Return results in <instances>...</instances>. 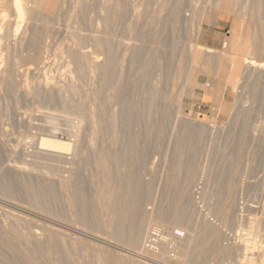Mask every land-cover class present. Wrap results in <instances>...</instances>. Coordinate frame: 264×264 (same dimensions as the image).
<instances>
[{"label":"rangeland","instance_id":"1","mask_svg":"<svg viewBox=\"0 0 264 264\" xmlns=\"http://www.w3.org/2000/svg\"><path fill=\"white\" fill-rule=\"evenodd\" d=\"M11 1L0 0V236L6 240L0 239L1 264L16 258L13 264H31L25 262L26 246L16 245L12 236L41 233L50 225L70 234L60 236L69 260L44 242L29 252L32 264H264V69L260 58L254 67L241 60L238 85L220 83L211 101L213 60L202 47L209 46L205 34L213 32L218 16L234 13L242 20L229 37L264 45V18L236 10L235 0H26L28 21L16 30ZM118 7L116 27L109 17ZM107 15V29L115 26L109 33ZM98 39L108 40L109 53L97 46ZM113 75L108 84L105 78ZM49 136L77 147L52 157L39 144ZM131 180L146 187L138 197L140 212L152 215L149 230L159 229L164 242L150 244L146 232L140 245L131 247L125 239L134 226L130 218V227L122 225L125 242L100 225L107 217L98 196L110 212L118 197L128 206L133 197L123 192ZM26 181L33 183H25L26 190L32 187L29 193L21 185ZM75 191L85 196L76 198L79 207L91 210L90 216L84 212L88 225L71 206ZM138 214L143 219L139 209ZM18 219L30 225L21 227ZM253 223L262 224L260 231ZM203 230L209 235H201Z\"/></svg>","mask_w":264,"mask_h":264},{"label":"bare ground","instance_id":"2","mask_svg":"<svg viewBox=\"0 0 264 264\" xmlns=\"http://www.w3.org/2000/svg\"><path fill=\"white\" fill-rule=\"evenodd\" d=\"M25 1L26 0H12L11 2H12V7H13V10H14V12H13V14L15 15V16H13V17H15L16 19H15V22H16V30H18L19 28H20V26L22 25V23L25 21V20H27L26 19V16H27V6H26V4H25ZM114 1V0H113ZM117 1V0H116ZM115 1V2H116ZM119 1V0H118ZM116 3H118V5L117 6H120L119 5V2H116ZM29 4V3H28ZM116 5V4H115ZM1 6V5H0ZM29 6H30V4H29ZM28 6V7H29ZM33 6V5H32ZM31 6V7H32ZM117 6H114V7H117ZM1 8V7H0ZM105 8H107L108 10L110 9L111 10V6H109L108 5V7H106L105 6ZM104 8V9H105ZM112 8H113V6H112ZM119 9H118V11L116 10V11H113L112 12V17H109L108 15L104 18V23H105V26L106 27H104V28H108V27H110L111 28V21H110V18H112L113 20H114V22H113V24L116 26L117 24H119V23H116L115 21H117V20H115L117 17H119L118 16V14H119V10H121L120 9V7H118ZM106 9V10H107ZM116 9V8H115ZM29 11L31 10V8L30 9H28ZM33 10V9H32ZM32 10H31V13H32ZM29 11H28V13H29ZM4 12V11H3ZM107 12V11H106ZM110 12V11H109ZM108 12V13H109ZM108 13H106V14H108ZM121 13V12H120ZM4 15H6L5 13H4ZM3 15V16H4ZM109 15L111 16V12L109 13ZM120 16H123L122 14L120 15ZM109 17V21L110 22H108V19H106V18H108ZM12 18V17H11ZM28 18V17H27ZM122 18V17H121ZM30 19V18H29ZM111 19V20H112ZM125 19V18H124ZM123 19V20H124ZM14 20V19H13ZM28 21V20H27ZM120 21V20H119ZM30 22H31V20H30ZM122 22V21H121ZM5 24V23H4ZM7 24H8V21H7ZM7 24H5V25H7ZM12 24V23H11ZM44 24V23H43ZM113 24H112V29L114 28L115 29V26H113ZM15 24L13 23V25L12 26H14ZM46 25V24H45ZM48 25V24H47ZM110 25V26H109ZM8 27V26H7ZM117 27V26H116ZM1 28V27H0ZM4 28V27H3ZM5 28H6V26H5ZM9 28V27H8ZM41 29H42V25H41V27H40ZM13 29V28H12ZM21 29H22V27H21ZM45 29V28H44ZM112 29H107V31L108 30H112ZM1 30V29H0ZM9 30H11V29H9ZM47 30V29H46ZM51 30V29H50ZM53 30V29H52ZM2 31H4V29L2 30ZM6 31V30H5ZM42 31V30H41ZM20 32V31H19ZM46 32V31H45ZM47 32H48V30H47ZM113 32V31H112ZM5 33V32H4ZM9 33V32H8ZM56 33V32H55ZM108 33H109V31H108ZM111 33V32H110ZM3 34V33H2ZM5 34H7V33H5ZM48 34V33H47ZM53 34V33H52ZM42 35H44L43 34V32H42ZM49 35H50V33H49ZM4 36V35H3ZM51 36V35H50ZM46 37V36H45ZM52 37V36H51ZM39 38V37H38ZM47 38V37H46ZM55 38V37H54ZM44 39V38H43ZM52 39V38H51ZM97 39V38H96ZM50 40V39H49ZM111 40V39H110ZM43 41V40H42ZM96 41V40H95ZM98 41H99V39H98ZM96 41L97 42V46L99 47L100 46V49H104L105 48V50H106V48H107V51H108V53H109V51H111V50H108V47L110 46V44H109V46L107 45V43H108V40L107 41ZM44 42V41H43ZM111 42V41H110ZM96 45V44H95ZM114 45V44H113ZM112 45V46H113ZM38 46V45H37ZM47 46V45H46ZM259 45H256V44H253L252 42H250V41H248V40H246V39H242V38H240L239 36H233V37H228V40L227 41H224V43H223V46H222V49L221 50H219V51H217L215 48H213V47H211V46H202L203 48H204V50H205V53H206V55L208 56V57H210V59L212 58V60H213V70H212V74H214V83H213V88H215L216 89V92H215V97L213 98V100H215V98H216V96H217V86L220 84V83H225L226 81V83L228 84V82H230V83H232L234 86H236V84H237V81H238V78L240 77L239 76V74H238V71H241V64L240 63H242L241 62V60H250V67L251 66H256V62H257V56L258 55H260V53L262 54V55H264V52L262 51V48L260 49V46L258 47ZM48 47V46H47ZM95 48H94V50L96 51V46H94ZM97 47V48H98ZM116 47V46H115ZM200 47V46H199ZM201 47V48H202ZM38 48V47H37ZM40 48V47H39ZM44 48V47H43ZM111 48V47H110ZM109 48V49H110ZM46 49V48H45ZM99 49V48H98ZM99 49V50H100ZM114 49V48H113ZM38 51V50H37ZM100 51H103V50H100ZM40 52V51H39ZM38 52V53H39ZM42 52V51H41ZM98 52V51H97ZM96 52V53H97ZM103 52H105V51H103ZM108 53H106V54H108ZM83 54V53H82ZM104 54V53H103ZM37 55V54H36ZM84 55V54H83ZM110 55L112 56V54L110 53ZM107 56V55H106ZM82 57V56H81ZM37 58V57H36ZM107 58V57H106ZM108 58H109V55H108ZM259 58V57H258ZM29 59V58H28ZM35 59V58H34ZM39 59V58H38ZM38 59H36V60H38ZM30 60V59H29ZM107 60L108 59H106V62H107ZM113 60L115 61V59L113 58ZM31 61H32V58H31ZM39 62H40V59L38 60ZM109 61V60H108ZM110 61H112V58H111V60ZM113 61V62H114ZM36 62V61H35ZM113 62H112V64H113ZM244 62V61H243ZM260 62H261V64H262V68L264 69V60L263 59H261L260 58ZM117 63V62H116ZM116 63H114V66H115V64ZM110 64V63H109ZM108 64V65H109ZM117 65V64H116ZM241 65V66H240ZM106 66V65H105ZM114 66H112V68L114 67ZM239 66L241 67L240 68V70H239ZM116 67V66H115ZM114 67V68H115ZM89 68V67H88ZM108 68V67H107ZM106 68V69H107ZM116 69V68H115ZM109 70H110V68H109ZM109 70H107V71H109ZM83 71V70H82ZM209 72V70L206 68V69H204V71H203V73H208ZM80 74H83V73H80ZM116 75V74H115ZM111 77V76H110ZM110 77H108V78H105L106 79V81L108 82V84H110V82H111V80H113L114 78V75L111 77V79H110ZM191 75H188V77H187V79H186V83H190V80H191ZM113 78V79H112ZM240 81V80H239ZM112 83H113V81H112ZM240 83V82H239ZM238 85V84H237ZM221 86H226V84L224 85H221ZM221 86H220V88H221ZM214 89V90H215ZM75 90V89H74ZM220 91V90H219ZM218 91V92H219ZM225 91V90H224ZM237 91V90H236ZM72 92V91H71ZM233 92V91H232ZM222 93H224V92H222ZM211 94H213V93H211ZM53 96H55V94H53ZM53 98V97H52ZM219 98H222V97H219ZM56 99V98H55ZM52 100V99H51ZM53 101V100H52ZM55 101V100H54ZM221 103V102H220ZM222 104L223 103H221L220 105L222 106ZM151 106V105H150ZM217 106V105H216ZM81 108V107H80ZM221 108H223V107H221ZM82 110H84L83 108H81ZM81 109H79L80 110V112H81ZM224 110V109H223ZM218 111V110H217ZM82 113H84V111L82 112ZM82 115V114H81ZM132 119L130 118L129 119V121H131ZM133 121V120H132ZM77 135H79V133L77 134ZM80 136V135H79ZM80 138V137H79ZM76 139H77V137H76ZM78 140V139H77ZM76 141V140H75ZM77 142V141H76ZM75 142V143H76ZM78 142H79V140H78ZM77 142V143H78ZM76 143V144H77ZM40 149H41V151L43 150L44 152L46 151L50 156L51 155H53L52 157H54V156H62V155H65L68 151H70L71 149L73 150V147H77V145H73L72 144V142H67V141H65V140H62L61 138H58V137H56V136H49V137H43V138H40ZM80 146V145H79ZM71 150V151H72ZM76 150V149H75ZM77 150H79V149H77ZM73 152H75V151H73ZM72 152V153H73ZM46 153V154H47ZM71 153V154H72ZM78 153H76V155H77ZM73 155H74V153H73ZM72 155V156H73ZM64 157V156H63ZM68 157H69V155H68ZM76 157H78V155L76 156ZM65 158H67V157H65ZM74 158V157H73ZM72 158V159H73ZM80 158V157H79ZM77 160V159H76ZM188 164V163H187ZM20 167V166H19ZM18 167V168H19ZM27 167V166H26ZM181 167H184V166H182L181 165ZM190 167V166H189ZM25 168V167H24ZM188 168V167H187ZM26 169V168H25ZM183 169V168H182ZM29 170V169H28ZM237 170V169H236ZM22 171V170H21ZM234 171H235V169H234ZM233 171V172H234ZM27 172V171H26ZM25 172V173H26ZM30 172V171H29ZM236 172V171H235ZM235 172H234V174H235ZM130 175V174H129ZM134 175V174H133ZM130 176H132V175H130ZM135 176V175H134ZM132 177H130L129 178V176H128V179L129 180H127V181H130V179H131ZM26 180H28V179H26ZM30 180V179H29ZM136 180V179H135ZM20 181V180H19ZM23 181H25V178H24V180ZM31 181V180H30ZM63 181V180H62ZM131 181H134V180H131ZM186 181V180H185ZM29 182V181H28ZM27 181L26 182H24V183H22L21 185L23 186V185H25L24 186V188L26 187V184L28 183ZM60 182V181H59ZM58 182V183H59ZM26 183V184H25ZM32 183V182H31ZM44 183H46V182H44ZM126 183V182H125ZM128 183H130V182H128ZM178 183V182H177ZM4 184H7V183H4ZM29 184H30V182H29ZM33 184V183H32ZM32 184H30V185H32ZM63 184H65L64 182L62 183V185L60 184V186L61 187H63ZM3 185V184H2ZM1 185V186H2ZM20 185V186H21ZM39 185V184H38ZM42 185H44L43 183H42ZM49 185V184H48ZM51 185V184H50ZM130 186H128V190L126 191L125 190V192H123V194H127L128 196V198L130 199V198H132L129 202H131L130 204L125 200V202L126 203H128L127 205L128 206H121V204L123 203L122 201H120V200H122V199H120L119 197L117 198V200L116 201H114V203H115V206H114V209L110 212L109 211V209H106V206H105V202H104V199L102 198V196H98V198H99V200H101V202H102V207L100 208V212H101V214L104 216V215H106V217L107 218H105V221L101 218L100 220H103V223H102V221H101V224L100 225H102L103 224V228L104 229H107L108 228V230L107 231H109V229H111L112 231H113V234L116 236V238H118V241L120 240V239H123V238H125L124 236H123V234L124 233H126V232H124L123 231V229H122V225L126 228V226H127V228H128V226L129 225H127L126 224V222H127V220H128V218H130L129 219V221L131 220L132 221V223H133V221H134V223H133V227L131 226V228H132V230H131V232H130V234H128L127 235V233H126V238L125 239H127V241H128V243H129V245L131 246V247H137L138 245H140V243L142 242V240H144V239H142V237H143V235H145V233L146 232H151V230H149L150 228H151V226H152V215H151V217L149 218V217H147V218H145V217H143L144 215H146L147 214V216H149L150 214H148V213H146V214H142L141 215V212H140V208H139V200H138V197L140 196V194H141V191L144 189V188H146L145 186H143L144 188L142 189V187H141V185L138 183V182H136V181H134V182H131L130 184H129ZM6 186V185H5ZM4 186V187H5ZM28 186V190H26L27 189V187L25 188V192L27 191H30V187H29V185H27ZM34 186H37L36 184L34 185ZM39 186H41V185H39ZM65 186V185H64ZM147 186V185H146ZM14 187V186H13ZM47 187V186H46ZM6 188V187H5ZM5 188H3V189H5ZM8 188V187H7ZM23 188V187H22ZM32 188V187H31ZM42 188V187H41ZM44 188H45V186H44ZM51 188L53 189V187H48V189L47 190H49V192L51 191ZM63 188H65V187H63ZM12 189V188H11ZM22 190V189H21ZM63 190V189H62ZM65 190V189H64ZM63 190V193H64V195L66 194V193H68V192H66V191H64ZM77 190V189H76ZM79 190V189H78ZM78 190H77V193H78ZM7 191H9L10 192V188H9V190H7ZM11 191H13V190H11ZM149 191V190H148ZM148 191H146L145 193L146 194H148L149 195V193L150 192H148ZM4 192H5V190H4ZM36 192V191H35ZM39 192V191H38ZM48 192V193H49ZM51 192H54V191H51ZM50 192V193H51ZM56 192V191H55ZM121 192V191H120ZM177 192H180V191H178L177 190ZM19 193H22V192H19ZM29 193V192H28ZM27 193V194H28ZM30 193H32V192H30ZM50 193H49V195H50ZM57 193V192H56ZM56 193H54V194H56ZM61 193L62 192H60V195H61ZM76 193V191L74 192V194L72 195V198H74L72 201V204H71V206H73V204L75 205V207L77 208V210H78V214L80 215V219H81V222H82V220H83V224H85V225H88L90 222H91V220H90V222H89V220H88V217L87 216H85L84 215V212H86L87 213V211L88 210H90V209H88L87 211H86V209L85 208H81V207H79V204H77V200H76V198L78 199V198H84L83 196H80V195H82L83 193L80 191V193H82V194H77ZM122 193V192H121ZM143 193H144V191H143ZM144 193V194H145ZM6 194V193H5ZM26 194V196H29V195H27ZM34 194V193H33ZM52 194V193H51ZM57 194H59V193H57ZM122 194V195H123ZM129 194H131V195H129ZM145 194V195H146ZM180 194V193H179ZM35 195L36 196H38L39 194L37 193H35ZM40 195H41V192H40ZM59 195V196H60ZM32 196V195H31ZM34 196V195H33ZM32 196V197H33ZM43 196V195H42ZM41 196V197H42ZM132 196V197H131ZM142 197H144L143 195H141ZM180 196V195H179ZM183 196V195H182ZM39 197V196H38ZM38 197H36V199L38 198ZM40 197V198H41ZM44 197V196H43ZM51 197H54L53 198V201L56 199L55 197H58V195L57 196H55V195H51ZM50 197V198H51ZM122 197V196H121ZM127 197H125V198H127ZM29 198V197H28ZM40 198H38V200H35V197L33 198L34 200H35V202L37 201H40L39 199ZM60 199H61V197H59ZM69 198H70V196H69ZM97 198V197H96ZM141 198V197H140ZM139 198V199H140ZM32 199V200H33ZM44 199V198H43ZM43 199H41V201H43ZM49 199V198H48ZM80 199H78V200H80ZM128 199V200H129ZM143 198H141L140 200H142ZM32 200H29V201H31L30 203H33L34 205L37 203H35V202H33ZM47 200V199H46ZM46 200H44L45 201V203H46ZM52 200V199H51ZM61 200H63V199H61ZM71 200V199H70ZM98 200V199H97ZM99 200H98V203L97 204H99L100 205V203H99ZM108 201H109V203H110V198L109 199H107ZM40 201V202H41ZM43 201V202H44ZM56 201H58V202H60V200L57 198V200H55L54 201V203L56 202ZM89 200H87L86 198L84 199V206H85V202H88ZM179 201V200H178ZM42 202V203H43ZM48 202H50L49 200H48ZM52 202V201H51ZM79 202V201H78ZM81 202H83V201H81ZM95 202V201H94ZM39 203V202H38ZM53 203V202H52ZM89 203L90 202H88V205H89ZM176 203V202H175ZM56 204V203H55ZM58 204V203H57ZM125 204V203H124ZM7 205H8V203H7ZM110 205V204H109ZM179 205V204H178ZM70 205H68V207H69ZM177 206V205H176ZM31 207H33V205L31 206ZM35 207H37V209H40L41 207H39L38 208V205L37 206H34L33 208H35ZM43 207V206H42ZM87 207V206H86ZM89 207V206H88ZM100 207V206H99ZM24 208V207H23ZM32 208V209H33ZM47 208H50L49 206L47 207ZM52 208V207H51ZM70 208V207H69ZM92 208V207H91ZM185 208V207H184ZM4 209V208H3ZM21 209V208H20ZM138 209H139V213H140V215L142 216V218L143 219H139L138 218ZM190 209V208H189ZM189 209H188V212H189ZM249 209V208H248ZM248 209H246V211L248 210ZM26 210V209H25ZM173 209H171V211H172ZM176 210H178V209H176ZM179 210H181V209H179ZM185 210H186V208H185ZM191 210V209H190ZM34 211H35V209H34ZM91 211V210H90ZM89 211V212H90ZM171 211H169V212H171ZM218 211H220V210H218ZM249 211V210H248ZM3 213H5L4 211H2ZM8 212V211H7ZM37 212V211H36ZM92 212H93V209H92ZM95 212V211H94ZM93 212V213H94ZM102 212H104L105 214H103ZM168 212V211H167ZM179 212V211H178ZM13 213H15V212H13ZM91 213V212H90ZM142 213H144L143 211H142ZM174 213H175V210H174ZM177 213V212H176ZM95 215L97 214V213H94ZM94 214H91V216H95ZM100 214V215H101ZM172 214V213H171ZM180 214V213H179ZM179 214H178V217H177V214H176V217L178 218V220H179ZM217 214H218V212H217ZM5 215V214H4ZM6 215H10V216H8V217H11L12 215L11 214H7L6 213ZM15 215V214H14ZM13 215V216H14ZM18 215V214H17ZM87 215H88V213H87ZM101 215V216H102ZM191 215V214H190ZM12 216V217H13ZM18 216H22L21 214L20 215H18ZM41 216V215H40ZM88 216H90V215H88ZM97 216V215H96ZM165 216V215H164ZM173 216V215H172ZM171 216V217H172ZM7 217V218H8ZM12 217H11V219H12ZM182 217V216H181ZM17 218H23V217H17ZM89 218H92V217H89ZM95 218V217H94ZM188 218V217H187ZM253 218V217H252ZM11 219H9V220H11ZM14 219V218H13ZM13 219H12V221H13ZM28 219V218H27ZM30 219V218H29ZM34 219V218H33ZM79 219V220H80ZM188 219H190V217L188 218ZM6 220V219H5ZM8 220V219H7ZM9 220H8V222H9ZM15 220V219H14ZM17 220V219H16ZM22 220V219H21ZM20 220V222H19V219H18V222L17 223H21L22 221ZM24 220V219H23ZM44 220V219H43ZM92 220H94V219H92ZM100 220H98V218H96L95 219V221L96 222H98V221H100ZM190 220H192V219H190ZM253 220V219H252ZM4 221V220H3ZM125 221V222H124ZM128 221V222H129ZM130 221V222H131ZM173 221H175L176 222V224H179V223H181V222H179V223H177V220H173ZM188 221V220H187ZM257 221H258V219H257ZM263 221V220H262ZM6 222V221H5ZM24 222H26V224H29L30 223V221L29 220H26V221H24ZM24 222H22V225L20 224L19 226H21V227H23V223ZM35 222H37L36 220H35ZM93 223H91V224H93V226H97L98 225V223H97V225H96V223L94 224V221H92ZM124 222V223H123ZM127 222V223H128ZM185 222V221H184ZM254 222V221H253ZM33 223H34V221H33ZM38 223H39V221H38ZM54 223H56V222H54ZM192 223H193V220H192ZM254 223H256V222H254ZM253 223V224H254ZM261 223V222H260ZM6 224V223H5ZM10 224V223H9ZM13 224H14V222H13ZM25 224V223H24ZM45 224V223H44ZM126 226H125V225ZM190 224V223H189ZM251 224V223H250ZM11 225V224H10ZM14 225H18V224H14ZM30 225V224H29ZM41 225V224H40ZM43 225V224H42ZM182 225H183V222H182ZM187 225V224H186ZM255 225V224H254ZM262 224H257V225H255L256 227H258V228H256L255 227V229H258L259 231H260V227H262V226H264V223H263V225L261 226ZM12 226V225H11ZM10 226V227H11ZM19 226H17L18 228H19ZM51 226V225H50ZM50 226H46V227H41L40 228V230H41V233H38V232H35V231H33V232H30V233H12L13 234V236L12 237H14V238H12V239H14L13 241H14V243L16 244V245H19L20 247H21V245H25L26 246V249L24 250V252L23 251H21V252H23L24 253V258L25 259H27V260H25V262H31V264H32V260H31V257H30V255H29V252L30 251H32L33 249H39V248H41V246H42V244L44 243V242H48L49 244H50V247L51 248H53V249H57V250H59L60 252H61V254L63 255V256H65L66 257V259H67V257H69V256H66V255H68L69 254V251H68V244L67 243H65L66 245H64V242H66V241H63L62 239V241H63V243H62V241L60 242V238H62V237H60V236H64V237H70V234H68V232H66V231H63V230H60V229H58V228H53V227H50ZM92 226V227H93ZM99 226V225H98ZM189 226V225H188ZM7 227V226H6ZM5 227V228H6ZM9 227V226H8ZM15 227V231L14 232H17L16 231V226H14ZM20 227V228H21ZM86 227V226H85ZM90 227H91V225H90ZM91 227V228H92ZM130 227V226H129ZM209 227V226H208ZM254 227V226H253ZM37 228V227H36ZM61 228V227H60ZM205 228H206V225H205ZM205 228L203 227V229L205 230ZM264 227H262L261 229H263ZM1 229V228H0ZM12 229H13V227H12ZM11 229V230H12ZM208 229H210V228H208ZM40 230H38L39 232H40ZM110 230V231H111ZM204 230H203V232H204ZM264 230V229H263ZM0 231H4V230H0ZM7 231V230H6ZM19 231V230H18ZM22 231V230H21ZM23 231H24V229H23ZM22 231V232H23ZM111 231V232H112ZM206 231V230H205ZM248 231V230H247ZM246 231V232H247ZM253 231H255L254 229H253ZM7 232H9V231H7ZM12 232V231H11ZM110 232V233H111ZM201 232L202 234L201 235H206V234H208L207 232ZM264 232V231H263ZM3 233H5V232H3ZM10 233V232H9ZM9 233H7L8 235V238H9ZM247 234V233H246ZM256 234H257V232H256ZM108 235V234H107ZM125 235V234H124ZM209 235V234H208ZM248 235V234H247ZM6 236V237H7ZM114 236V237H115ZM255 236V235H254ZM1 237V236H0ZM2 237H4V236H2ZM2 237L0 238L1 240H2ZM204 238H205V236H203ZM208 237V236H207ZM206 237V238H207ZM245 237H246V235H245ZM256 237H258L257 235H256ZM145 238V237H144ZM253 238V237H252ZM7 239V238H6ZM125 239H123L124 240V242H125ZM148 239V238H147ZM150 239V238H149ZM200 239H201V236H200ZM200 239H199V237H198V239H196L197 241V243H199L200 242ZM254 239V238H253ZM8 240V239H7ZM11 240V239H10ZM64 240H65V238H64ZM122 240V241H123ZM166 239L164 238V237H162L161 239H160V241H162V242H164ZM198 240H199V242H198ZM264 240V239H263ZM4 241H6L5 240V237H4ZM68 241V240H67ZM121 241V240H120ZM121 241V242H122ZM159 241V240H158ZM151 242H152V240H151ZM190 243H192V241H189ZM196 242L194 243L195 244V249L197 248V245L198 244H196ZM203 242V241H202ZM0 243H2L3 244V242H0ZM7 243L8 242H6V245H7ZM157 243V242H156ZM201 243V242H200ZM1 244V246H3ZM12 244V243H11ZM161 244V243H160ZM193 244V245H194ZM253 244V243H252ZM260 244V243H259ZM12 245H14V244H12ZM146 245V244H145ZM8 246V245H7ZM6 246V247H7ZM260 246V245H259ZM14 246H12V250L14 251V249H16L15 247L13 248ZM24 247V246H23ZM22 247V248H23ZM199 247V246H198ZM250 247V246H249ZM10 248V247H9ZM9 248H7V249H9ZM215 248H216V246H215ZM215 248H214V250H215ZM218 248V247H217ZM217 248H216V250H217ZM3 249V248H2ZM149 249V248H148ZM194 248L192 249V250H195ZM256 249V248H255ZM260 249V248H259ZM4 250H5V245H4ZM19 250H22L21 248H19ZM197 250V249H196ZM10 251V250H9ZM16 251V250H15ZM14 251V252H15ZM221 251V250H220ZM4 253L6 252V251H3ZM7 252H8V250H7ZM11 252V251H10ZM10 252H8L9 254H10ZM17 252H18V250H17ZM217 252V251H216ZM225 251H222V253L221 254H223ZM0 253H2V251L0 252ZM12 253V252H11ZM8 254V255H9ZM15 254L16 253H14V255L13 254H11L12 255V257H15ZM263 254V253H262ZM5 255V254H4ZM228 255V254H227ZM264 255V254H263ZM3 256V255H2ZM1 256V257H2ZM16 256H18V253L16 254ZM20 256V255H19ZM222 256H224V255H222ZM1 257H0V260H2L1 259ZM4 257V256H3ZM12 257H11V260H12ZM219 257V256H218ZM226 257V256H225ZM264 257V256H263ZM19 258V257H18ZM5 259V258H4ZM8 259V258H7ZM15 258H13V260H14ZM21 258H19V261H21L20 260ZM64 259V258H63ZM6 260V259H5ZM5 260H3V261H5ZM9 260V259H8ZM16 260L18 261V259L16 258ZM16 260L15 261H13V262H16ZM29 260V261H28ZM67 260H69V258L67 259ZM180 261H182V260H180ZM6 262V264H7V262L8 261H5ZM5 262H4V264H5ZM10 262V261H9ZM13 262H10V264L12 263L13 264ZM22 262V261H21ZM24 262V261H23ZM29 262V263H30ZM64 262H65V259H64ZM71 262V261H70ZM19 263V262H18ZM18 263H14V264H18ZM34 263V262H33ZM66 263V262H65ZM68 264H71V263H69V261L67 262ZM183 263V262H182ZM0 264H1V261H0ZM25 264V263H24ZM74 264H76V263H74Z\"/></svg>","mask_w":264,"mask_h":264},{"label":"crops","instance_id":"3","mask_svg":"<svg viewBox=\"0 0 264 264\" xmlns=\"http://www.w3.org/2000/svg\"><path fill=\"white\" fill-rule=\"evenodd\" d=\"M217 4L219 1L216 2ZM234 8L236 10H239L241 13L247 14L248 17H252L254 15V18L260 20L261 17L264 18V0H235ZM240 20H242L241 15L238 13H234L232 15H220L218 16L217 25L212 28L211 34L208 35L209 32L205 34V37H209L210 39H206V44L211 47H221L224 43V35L223 31L227 30L225 33L226 37H229L237 30L238 24H240ZM242 22V21H241ZM261 28L259 27L258 30ZM255 44V43H253ZM257 45V44H256ZM259 45V44H258ZM260 49L262 48V51H264V45H259ZM258 46V47H259ZM263 54V53H262ZM257 56L264 60V55ZM213 99H211L212 101Z\"/></svg>","mask_w":264,"mask_h":264},{"label":"built area","instance_id":"4","mask_svg":"<svg viewBox=\"0 0 264 264\" xmlns=\"http://www.w3.org/2000/svg\"><path fill=\"white\" fill-rule=\"evenodd\" d=\"M197 189L198 190L196 191V194H197L196 198L199 199V194H200L199 190H200V188H197ZM160 238H161V231L159 229H154L151 232V234H150L149 243L152 244L155 241L160 240ZM151 240H152V242H151Z\"/></svg>","mask_w":264,"mask_h":264}]
</instances>
